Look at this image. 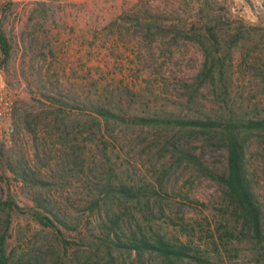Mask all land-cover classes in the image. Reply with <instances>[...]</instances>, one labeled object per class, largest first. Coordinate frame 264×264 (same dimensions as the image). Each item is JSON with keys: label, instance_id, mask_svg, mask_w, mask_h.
Masks as SVG:
<instances>
[{"label": "rangeland", "instance_id": "rangeland-1", "mask_svg": "<svg viewBox=\"0 0 264 264\" xmlns=\"http://www.w3.org/2000/svg\"><path fill=\"white\" fill-rule=\"evenodd\" d=\"M36 1L0 0V28L13 46L10 58L0 49V86L13 96L17 111L40 123L38 141L21 130L12 147L0 142V150L7 154L0 155V198L11 199L16 206L10 213L8 252L18 259L34 256V249L40 247L51 255L58 250V233L37 221L38 209L7 168L6 158H24L45 174L47 167L36 160V150L43 158L47 150L51 165L56 166L62 150L78 144L86 161L79 176L90 175L92 167L98 172L112 167L116 176L131 184L155 186L159 195L151 200L148 216L152 219L140 221L147 229L152 226L198 251L202 262L185 260L183 264H264V257L258 256L264 249L240 235V225L224 212L220 186L196 167L177 163L171 152H163L158 137L171 132L120 124L109 133L98 132L92 140L76 126L90 117L75 112L68 114L66 132L61 135L43 98V94L62 93L66 102L81 107L107 101L138 116H186L219 110L222 101L211 83L202 85L197 95L190 93L205 63L194 35L201 30L205 0H44L46 13ZM210 3L223 7L222 13L230 20L264 29V0ZM225 71L229 103L248 115L264 114V30L232 50ZM102 141L108 143L110 161L101 155ZM194 144L199 148L196 153L204 156L202 162L223 168V149L208 146L200 138ZM247 167L264 212V146L256 141L247 149ZM85 194L81 182L75 181L64 196L75 199ZM51 196L61 200L57 192ZM60 228L62 238L71 243L70 254L81 246V234ZM224 230L236 237L226 239ZM133 257L115 251L113 260L101 263L131 264Z\"/></svg>", "mask_w": 264, "mask_h": 264}, {"label": "trees", "instance_id": "trees-1", "mask_svg": "<svg viewBox=\"0 0 264 264\" xmlns=\"http://www.w3.org/2000/svg\"><path fill=\"white\" fill-rule=\"evenodd\" d=\"M35 4L43 13L47 12L46 1L37 0ZM202 7L201 30H195L194 35L202 46L205 63L196 79L195 89L190 93L197 95L202 85L211 83L213 92L222 101L219 110L186 116H138L124 113L107 101H94L81 107L78 103L66 102L62 93L43 94V98L49 108L48 115L54 117V127L61 135L66 132L64 122L68 114L75 112L90 117L88 122H77L76 126L92 140L98 132L106 130L109 133L113 126L120 124L171 132L166 137H158V142L163 144V152H171L177 163L192 165L215 181L222 191L224 212L240 225L238 233L261 250L264 249V212L247 167V149L253 141L264 146V114L248 115L245 110L229 103L225 66L235 47L246 40H253L264 29L246 26L239 19L226 18L222 13L223 7H214L210 0H205ZM0 49L6 58L11 57L13 46L1 28ZM186 87L190 90L189 85ZM14 123L17 133L28 131L38 141L40 123L36 118L17 111L15 107ZM199 138L204 144L225 151L223 168L202 162L204 156L196 153L199 148L194 144ZM107 147L108 143L102 141L100 152L105 160L110 161ZM40 152L36 150L35 157L43 167H47L45 174L41 168L30 167L20 157L17 160L6 158V166L27 189L33 208L38 209L37 221L57 231L58 250L49 255L48 250L37 247L34 256L30 254L15 259L14 253L8 252L7 240L12 221L10 213L16 206L13 200L0 198V264H102L103 260H113L115 251L134 256L131 264L202 262L198 251L190 245L179 239H169L152 226L147 229L141 223L142 218L146 222L152 219L148 216L152 212L151 200L159 195L155 186L131 184L116 176L112 167H108L106 172H98V168L92 167L88 169L90 175L79 176L86 161L78 144L62 150L63 155L56 166L51 165L47 150L45 158ZM0 155L7 157L4 150H0ZM75 181L83 185L86 191L84 198L64 196L66 189ZM52 192L59 193L61 200L52 198ZM60 227L81 234V246L70 254L68 247L71 243L62 238L64 234ZM222 235L226 239L236 237L231 230H224ZM258 256L264 257V254L258 253Z\"/></svg>", "mask_w": 264, "mask_h": 264}, {"label": "built area", "instance_id": "built-area-1", "mask_svg": "<svg viewBox=\"0 0 264 264\" xmlns=\"http://www.w3.org/2000/svg\"><path fill=\"white\" fill-rule=\"evenodd\" d=\"M15 100L3 86H0V142L8 147L15 143L14 123Z\"/></svg>", "mask_w": 264, "mask_h": 264}]
</instances>
